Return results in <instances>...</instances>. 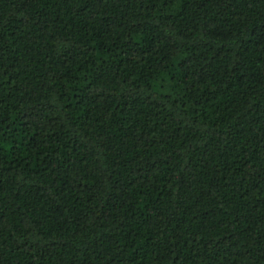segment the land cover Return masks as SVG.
Returning <instances> with one entry per match:
<instances>
[{
	"label": "trees",
	"instance_id": "trees-1",
	"mask_svg": "<svg viewBox=\"0 0 264 264\" xmlns=\"http://www.w3.org/2000/svg\"><path fill=\"white\" fill-rule=\"evenodd\" d=\"M0 264H264V0H0Z\"/></svg>",
	"mask_w": 264,
	"mask_h": 264
}]
</instances>
